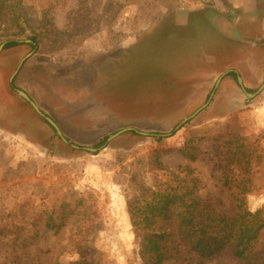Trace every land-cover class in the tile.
I'll use <instances>...</instances> for the list:
<instances>
[{
  "label": "rangeland",
  "instance_id": "rangeland-1",
  "mask_svg": "<svg viewBox=\"0 0 264 264\" xmlns=\"http://www.w3.org/2000/svg\"><path fill=\"white\" fill-rule=\"evenodd\" d=\"M253 1L245 11L220 0H0V46L25 42L0 50V264H143L127 200L161 177L154 151L168 150L166 167L194 168L212 208L234 210L222 184L223 143L240 131L264 146V89L248 96L227 75L209 106L176 126L226 70L236 69L250 93L263 84L264 0ZM218 16L229 21L225 31ZM127 127L150 135L108 141ZM186 146L195 162L179 151ZM253 185L246 203L255 211L264 205V159ZM51 213L65 215L57 235L44 226ZM207 264L241 263L226 249Z\"/></svg>",
  "mask_w": 264,
  "mask_h": 264
},
{
  "label": "trees",
  "instance_id": "trees-1",
  "mask_svg": "<svg viewBox=\"0 0 264 264\" xmlns=\"http://www.w3.org/2000/svg\"><path fill=\"white\" fill-rule=\"evenodd\" d=\"M22 32V31H21ZM18 34H21L18 32ZM29 43L37 48L34 34ZM25 43L9 40V49ZM229 75L237 76L235 72ZM226 162L222 184L231 193L234 210L221 213L200 195L202 181L191 166L166 167L161 163L168 150L154 151L153 170L161 172L153 184H142L127 200L132 225L140 241L143 264H207L228 249L241 264H264V250L259 249L264 234V205L255 211L246 203L254 191L253 173L264 159L260 140L229 131L223 143ZM189 148L179 151L190 161L198 155ZM157 173V175H158ZM65 215L51 213L44 226L59 234Z\"/></svg>",
  "mask_w": 264,
  "mask_h": 264
},
{
  "label": "water",
  "instance_id": "water-1",
  "mask_svg": "<svg viewBox=\"0 0 264 264\" xmlns=\"http://www.w3.org/2000/svg\"><path fill=\"white\" fill-rule=\"evenodd\" d=\"M28 42H30V40H27ZM4 44H2L0 46V50L3 48ZM34 54V52H30L28 53L22 60L21 62L19 63L17 69L15 70L14 74L12 75L11 77V81H13V79L15 78L16 74L19 72V70L21 69L23 63L29 58L31 57L32 55ZM232 72H235L237 74V81H238V84L241 86V88H243V90L246 92V94L248 96H255L256 94H258L259 92H261L263 89H264V82L263 84L260 86V88L255 92V93H250L246 90L245 86H244V81H243V77L239 74V72L236 70V69H229V70H226L225 72H223L217 79L216 81V84H215V87H214V90L211 92L210 96H209V99L207 100V102L202 105L200 108H198L193 114H191L190 116L184 118L177 126H176V129H180L184 124H186L188 121H190L191 119L195 118V116H197L201 111L205 110L210 102L212 101V98L214 97L215 95V92L217 90V88L220 86L221 82L223 81V79L229 75L230 73ZM18 93L26 100L30 103V105L34 108V110L41 116L43 117L53 128L54 130L56 131L57 135L65 142V143H70L69 140L65 137V135L63 134V131L61 130L60 126L57 124V122L51 118L50 116L46 115L42 110L41 108L36 104V102L28 95L27 92H25L24 90H18ZM127 131H135V132H138L140 134H143V135H150L149 133H146V132H141L133 127H127V128H124L122 130H119L118 132L114 133L113 135H111L109 138H108V141L110 140H113L115 138H117L118 136H120L121 134L127 132ZM172 134L171 133H168V134H158V136H163V137H167V136H170ZM72 146L74 148H81L80 146L78 145H75V144H72ZM86 149L87 151H90V152H97L98 151V148H90V147H87V148H84Z\"/></svg>",
  "mask_w": 264,
  "mask_h": 264
},
{
  "label": "crops",
  "instance_id": "crops-1",
  "mask_svg": "<svg viewBox=\"0 0 264 264\" xmlns=\"http://www.w3.org/2000/svg\"><path fill=\"white\" fill-rule=\"evenodd\" d=\"M220 2H223V3L227 4V6H231L233 8H236L237 10H241V9L242 10L243 9L245 10L246 9L245 11H247V9H251L253 7V5H254L253 4L254 3L253 0H220ZM217 23H219V26L224 31L228 28V25H229L228 19L226 17H222V16H220V17L218 16ZM25 62L23 63L21 69L19 70L20 73L18 72L19 73L18 76L23 73L24 68L26 66ZM85 71L86 70L83 71V74H85ZM1 74H3V72L0 71V76H1ZM0 89H2L1 84H0ZM0 106H1V102H0ZM257 110H258V113L261 114L262 112H264V107L263 108L260 107ZM2 119L5 121V118L4 117ZM259 125L264 127V118H261L260 117Z\"/></svg>",
  "mask_w": 264,
  "mask_h": 264
},
{
  "label": "flooded vegetation",
  "instance_id": "flooded-vegetation-1",
  "mask_svg": "<svg viewBox=\"0 0 264 264\" xmlns=\"http://www.w3.org/2000/svg\"><path fill=\"white\" fill-rule=\"evenodd\" d=\"M4 45H5V44H4ZM3 47H4V46H3ZM17 74H18V73H17ZM17 74H16V75H17ZM15 77H16V76H15ZM18 90H19V89H17V91H18ZM25 92H26V91H25ZM28 95H29V94H28ZM46 122H47V121H46ZM47 123H48V122H47ZM48 124H49V123H48ZM57 124H58V123H57ZM63 134H64V133H63Z\"/></svg>",
  "mask_w": 264,
  "mask_h": 264
}]
</instances>
